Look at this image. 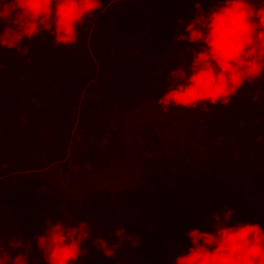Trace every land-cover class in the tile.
<instances>
[{"label":"trees","instance_id":"obj_1","mask_svg":"<svg viewBox=\"0 0 264 264\" xmlns=\"http://www.w3.org/2000/svg\"><path fill=\"white\" fill-rule=\"evenodd\" d=\"M190 9L191 2L105 0L69 46L54 45L47 31L23 37L15 12L0 19L6 256L44 264L34 237L46 220L83 225L86 251L75 264H172L189 246L188 229L211 230V212L225 207L234 209L230 223L264 227V74L227 105L167 112L174 124L168 129L184 131L177 138L199 153L201 170L183 164L175 154L180 144L159 127L135 131L145 158L139 147L131 157L122 138L121 124L135 107L156 104L169 71L188 68L192 50L183 55L173 37L183 32L177 19L187 22ZM111 171L124 186L107 184L102 177ZM59 175L70 186L62 207L53 195ZM86 178L95 186L85 190ZM117 228L131 238L117 239ZM99 239L113 246L112 256L96 247Z\"/></svg>","mask_w":264,"mask_h":264},{"label":"clouds","instance_id":"obj_2","mask_svg":"<svg viewBox=\"0 0 264 264\" xmlns=\"http://www.w3.org/2000/svg\"><path fill=\"white\" fill-rule=\"evenodd\" d=\"M113 3L126 0H112ZM191 2L195 11L173 41L191 46L188 68L169 71V86L157 98L162 112L169 109L206 110L208 105H227L245 85L264 74V0H164ZM211 6L205 10L201 4ZM105 4V0H0V19L16 13L23 21V37L31 39L47 31L56 46L77 42L78 28ZM234 209L211 212V230L191 227L186 232L189 246L172 264H264V227L255 222L230 223ZM124 229H115L117 239ZM83 225L66 227L59 221H45L35 235L44 264H75L85 253ZM105 256L113 246L99 239L96 246ZM0 264H28L23 255L8 257L0 245Z\"/></svg>","mask_w":264,"mask_h":264},{"label":"rangeland","instance_id":"obj_3","mask_svg":"<svg viewBox=\"0 0 264 264\" xmlns=\"http://www.w3.org/2000/svg\"><path fill=\"white\" fill-rule=\"evenodd\" d=\"M193 6H194V4H193ZM210 6L211 5L208 3L201 4V7L205 10H207ZM193 13L194 12L192 9L187 11V15H188L189 19L192 18ZM180 46L184 49V50H182V54L185 56L191 50V46H186V42H184V41H182V44ZM257 95H258V93H257ZM151 102H149L147 104H143V106L135 107L136 109L132 112V117L129 119L128 118L125 119L124 124L123 123L121 124V135H123L122 138L125 139V141H126L125 144L130 150V153H131L130 156L131 157H133V151H134V148H136V147L140 148V151L138 152L139 156H141L142 158L147 157L146 154H144V156H143V153L145 152V149L143 147V143L140 141V142H137V144H136V142L134 141V139L136 138L135 131H137V128L147 129L146 127H148V128H151L152 130H155L157 132V127H159L161 129L162 134L168 133V136H170L172 138L175 137L174 140H176V142H178L180 144L177 137H178V135H181L184 131H179L178 129H175L176 131L175 130L170 131V129H168L170 126L167 124L169 123L172 127L174 125V124L170 123V115L162 112L157 104H155L153 101H151ZM172 123H173V121H172ZM143 126H146V127H143ZM178 131L181 133H179ZM175 154L182 158L183 164L187 160V163H189L192 167H194L196 169L198 168L199 170L202 169L200 164H198L199 153L194 152L192 150V147L189 144H187V143L180 144V146L176 149ZM199 161H201L200 158H199ZM101 174H103V173H101ZM65 178H67V177H65ZM102 178L103 179L106 178L108 180L107 184H111L112 187L117 186V185L124 186L123 179H122V177L120 178L119 173L113 174L111 171V172L106 173V177L103 176ZM86 179H88V178H86ZM56 180L58 183V185L56 187L58 189L56 190L57 193H54L53 195L56 199V201H55L56 205L58 207H62V206H64V202L67 198L66 194L69 193V191H70V186H65L63 184L64 182H63L62 177L60 175L56 176ZM121 180H122V182H120ZM80 183L83 184L82 187L85 190L90 189L91 187L95 186V184L93 182H91L89 179L86 181L84 179ZM128 183H130V182H128ZM80 190H81V188H80ZM127 216H128L127 218L129 219L130 214Z\"/></svg>","mask_w":264,"mask_h":264}]
</instances>
